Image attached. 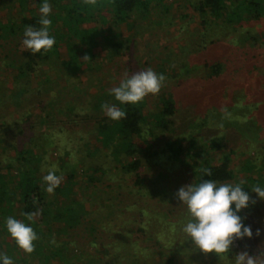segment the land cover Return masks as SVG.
Returning a JSON list of instances; mask_svg holds the SVG:
<instances>
[{
    "label": "rangeland",
    "instance_id": "obj_1",
    "mask_svg": "<svg viewBox=\"0 0 264 264\" xmlns=\"http://www.w3.org/2000/svg\"><path fill=\"white\" fill-rule=\"evenodd\" d=\"M5 2L0 0V18L4 21L9 14L13 17L17 14L13 7L4 8ZM196 2L198 0H163L148 17H137L131 24L112 28L103 26V36L113 34L128 39L130 51L114 63L106 60V52L101 48L96 50L94 65L101 64L99 70L83 71L73 78L63 69L59 70L60 66L51 70L43 67L30 78L29 90H42L45 108L37 93L24 97L14 95L22 86L26 88L27 83V77L20 79L14 67L20 53L11 52L21 41L9 44L0 39L4 45L0 47V148L9 143L32 147L29 142L38 139L46 147L55 142L54 145L61 148L50 147L45 159L47 167L59 172L58 176L63 177L61 183L71 169L81 174L85 159L77 156L75 145L68 141L81 137L90 143V149L101 147L93 132L97 122L90 116L94 97L102 89L110 92L126 76L151 68L166 79L158 95L145 97L144 113L154 115L160 111L164 100L174 98L175 124L166 134L168 139L177 141V146L183 145L184 151L190 149L192 140L196 143L193 149L199 151H206L205 141L211 138L221 142L222 146L207 151V156L215 165L230 156V169L234 173L230 184H239L242 191L256 201L242 209V214L243 219L260 230V235H255L252 246L248 237L243 238V242L252 256H259L257 251L264 252V200L252 189L264 187V16L234 26L211 22L205 34L200 15L190 6ZM19 50H25L23 44ZM208 57L212 64L222 67L220 75L212 79L208 78L211 72L206 67ZM51 99L55 103L49 107L47 103ZM68 104L77 106L78 115L69 118ZM48 113L54 117L49 118ZM41 116L48 119L47 127L39 122ZM15 123L22 128L15 129ZM162 133L156 131L160 136L156 147L145 146L135 157L142 159L138 173L144 188L150 190L147 196H143V188L141 194L137 193L140 187L134 184L135 178H125L112 168L100 187L111 184L114 189H106V193L100 189L89 191L84 200L86 193L81 191L80 185L85 177L79 175L74 198L84 201L91 211L90 223L70 234H55L54 240L64 255H53L45 249L44 253L51 257L44 260L39 253H24L29 264H233L231 259L241 252L235 242L227 253L228 259H221L215 253L205 254L196 249L182 231L190 217L187 207L175 194L182 186L193 182L194 173L190 166L170 159V153H163ZM150 136L147 133V139ZM65 150L70 155H65ZM103 152L108 154L107 149ZM3 153L0 149V167L14 156L15 150L10 148ZM123 161L128 163L132 159ZM189 162H194V157ZM90 195H95V200ZM107 195L115 198L108 201ZM91 224L100 232L86 230ZM17 253L15 250V256L19 257ZM257 264H264V256L258 257Z\"/></svg>",
    "mask_w": 264,
    "mask_h": 264
},
{
    "label": "trees",
    "instance_id": "obj_2",
    "mask_svg": "<svg viewBox=\"0 0 264 264\" xmlns=\"http://www.w3.org/2000/svg\"><path fill=\"white\" fill-rule=\"evenodd\" d=\"M47 2L52 6V13L49 16L52 21L49 34L56 41L53 48L47 53L41 51L33 54L26 48L19 50L26 27H40L38 23L40 20L39 7L44 3V0H6L4 8L13 7L17 10V14L15 17L12 13L9 14L6 21L0 18V39L9 44H12L13 41H21L11 49V52L20 53L21 56L14 61L16 64L14 67L20 79L27 77V83L25 84L26 88L22 86L14 92V95L24 97L37 93L40 95L39 102L43 106L42 90L32 87V90H29L32 85L30 78L32 79L34 74L40 73V70H43L45 66H47L46 70L59 69L60 66L59 70L63 69L73 78H76L77 73L83 71L99 70L101 64L94 65V62L98 52L96 50L100 48L101 51L106 52V60L115 63L118 58L130 51V41L113 34L103 36L101 34L102 27L108 25L112 28L122 24H131L134 18L148 17L163 0H96L95 5L86 4L84 0H47ZM190 6H193L200 15L202 31L205 34L208 33L206 29L211 22L218 25V22L221 21L225 25L234 26L245 21L259 20L264 16V0H198ZM109 16L111 19H108ZM99 37H101V41L97 40ZM1 46L4 45L0 43ZM85 56L89 59L84 60ZM206 61V67L211 71L208 78L219 76L222 72L221 65L212 64L209 57L206 58ZM54 103L51 99L47 106L51 107ZM105 103L114 104L125 111L126 118L118 121L111 120L102 109V105ZM144 105V100L137 104H121L108 91L102 89L94 97L90 108L92 113L90 116L93 115V119L97 122V128H94L93 132L96 133L101 147L93 150L90 149V143L85 141L86 138H71L68 143L75 145L77 156L84 157L86 166L81 174L78 170L71 169L66 180L51 194L46 191L48 185L43 177L50 170L55 171L56 175H59V172L47 167L45 159L51 146L61 148L58 144L54 145L55 142H53L50 147H46L42 140L38 139L29 142L30 145H33L32 147H26L24 143L21 146L9 143L8 146L0 148L4 152L3 154L9 152L10 148L15 150L14 156L0 167V253H6L12 258L13 264H29L24 258L25 252L18 247L7 232L5 220L12 216L31 226L37 233L38 239L34 242L35 250L32 254L39 253L44 260L50 259L51 254L64 255L54 240L55 234H70L79 226L90 223L91 218V211L87 210L84 201L74 198L77 193L75 188L79 186V175L85 177L83 184L80 185L81 191L86 193L84 200H86L89 191L96 192L100 189L106 193V189H114L111 184L105 188L100 187L103 178L112 172V168L125 178H135L134 184L140 187L137 193L141 194V188H143L145 191L143 196H147V192L150 190L144 188L141 182L142 177L138 173L142 166V159L135 157L144 151L142 148L145 146L147 148L156 147V142L160 141V136L156 134L157 130L163 132L161 136L165 138L163 153H170V159L173 161L190 166L194 173L193 184H199L209 179L217 184H230L234 179V173L230 169V156L227 155L219 165H215L207 156L210 150H217L222 146L220 141L211 138L205 141L206 151H199L193 149L196 143L192 140L189 143L190 149L184 151L183 145L177 146L175 144L178 143L177 141L174 142L166 136L170 127L175 124L173 117L176 101L174 98L164 100L160 111L154 115L145 114ZM66 109L69 118L72 115H78L76 114L78 108L75 104H68ZM47 115L49 118L54 117V114L48 113ZM85 115L88 116L87 113ZM44 119L45 116H41L39 122L47 127L49 121ZM16 127L20 129L22 125L15 123V129ZM22 133L25 134V129H22ZM147 133H150V139H147ZM208 141L210 142L208 143ZM2 142L3 140H1ZM104 149H107L109 155L103 152ZM101 152L103 153L100 155ZM65 155H70V152L66 151ZM108 157H111L110 161H108ZM192 157H194V162L191 163L189 160ZM125 158H131L132 161L125 163L123 161ZM133 158L135 159L133 160ZM106 165H109L108 168ZM204 169H209L212 175H206L203 172ZM129 191V194H132V190ZM90 196L92 199L96 197L95 195ZM114 198L109 195L107 199L111 201ZM34 200L37 203L34 204ZM110 207H112L111 204ZM232 207L234 209L235 206ZM37 210L41 214L34 221H29L26 214ZM110 212L112 214L113 209ZM238 215L242 217V223L252 229L253 236L249 238V243L252 246L257 228L251 221L243 219L242 210ZM86 230L92 233L100 232L93 224L86 226ZM3 234L5 237L2 236ZM6 237L10 238L12 242H8ZM234 242L238 245L239 251L252 255L243 239ZM45 249L49 250L51 254L46 255ZM15 250L22 258L21 260L15 256ZM261 253V251H257V255Z\"/></svg>",
    "mask_w": 264,
    "mask_h": 264
},
{
    "label": "clouds",
    "instance_id": "obj_3",
    "mask_svg": "<svg viewBox=\"0 0 264 264\" xmlns=\"http://www.w3.org/2000/svg\"><path fill=\"white\" fill-rule=\"evenodd\" d=\"M84 3L95 5L96 0H84ZM39 13L40 27H26L22 40L24 48L33 54L41 51L47 53L56 43L55 38L49 34L52 23L49 16L52 13V6L47 0H44V3L39 7ZM85 59L89 58L85 56ZM165 79L163 74H157L153 69L148 68L126 76L119 86L110 89L109 94L121 104H137L149 95H158L164 86ZM102 109L113 121L126 118L125 111L114 104L105 103L102 105ZM203 172L208 176L212 175L209 169H204ZM43 179L48 185L46 191L51 194L60 186L63 177L50 170ZM252 190L261 200H264V187L256 186ZM175 195L187 207L190 217L182 231L190 237L192 244L201 252L215 253L221 259H228L227 253L234 241L245 237L252 238L251 227L242 223V217L238 213L256 201L242 191L239 184H217L209 179L199 184L184 185ZM33 203L35 204L37 201L34 200ZM40 214V211L37 210L26 215L29 221H34ZM5 224L7 232L18 247L25 253L31 254L35 250L34 242L38 239L34 229L12 216L6 218ZM256 235H260L259 229H257ZM262 255L264 252L259 256L240 252L231 260L233 264H257L258 257ZM0 264H13V260L6 253H0Z\"/></svg>",
    "mask_w": 264,
    "mask_h": 264
}]
</instances>
